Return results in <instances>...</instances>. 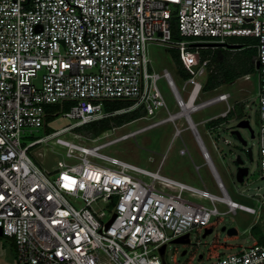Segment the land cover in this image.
Returning a JSON list of instances; mask_svg holds the SVG:
<instances>
[{"label":"built area","instance_id":"2783aa9c","mask_svg":"<svg viewBox=\"0 0 264 264\" xmlns=\"http://www.w3.org/2000/svg\"><path fill=\"white\" fill-rule=\"evenodd\" d=\"M242 37L249 42L227 41ZM152 43L177 51L188 74L185 98L166 69L150 70ZM203 45L254 50L258 169L264 177V0H0V229L12 241L15 264H166L161 246L208 228L212 217L248 212L229 198L191 117L224 102L225 111L201 121L216 130L221 119L236 115L228 92L200 100L206 78L199 73L209 62L201 57ZM160 77L172 90L176 112L167 110L156 84ZM107 100L132 104L107 113ZM64 103L70 124L20 142L25 127L49 126L45 117L56 113L46 112L47 105ZM139 106L144 115L130 122L152 121L135 130L115 135L128 122L95 137L75 132ZM163 108L167 115L153 120ZM178 118L191 130L221 196L160 174V164L150 171L101 152ZM181 131L174 124L171 141ZM65 133L89 144L66 140ZM41 143L65 148L67 160L54 172L42 171L29 155ZM199 264H264V244L252 242Z\"/></svg>","mask_w":264,"mask_h":264},{"label":"rangeland","instance_id":"374dc122","mask_svg":"<svg viewBox=\"0 0 264 264\" xmlns=\"http://www.w3.org/2000/svg\"><path fill=\"white\" fill-rule=\"evenodd\" d=\"M231 42L248 43V38H229ZM201 48H209L205 50L208 54L213 53L214 48H221L214 45H203ZM200 48V49H201ZM229 56L247 59L250 48L236 51H227L221 48ZM177 51L162 44H149L147 46V56L150 59V70L162 74L166 69L177 89L183 96L186 97V92L181 89L183 84L182 72L179 71V65L175 60ZM208 74V70H202L199 73V78L204 81ZM157 87L163 97L167 110L170 112L178 111L176 107L174 95L168 86L165 78L157 79ZM258 75L255 70L249 73V77H239L232 83L222 84L219 87L202 92L200 100H205L217 95L220 92H228L230 94L228 103L235 106V113L230 114L227 118L221 119L219 122L222 125L214 130L209 129L214 123H202V120L218 115L225 111L227 106L224 102H217L208 107L191 114L193 122L196 124L198 133L207 149L213 165L225 187L229 198L238 204L248 206L254 209L253 213L237 209L235 212H229L219 217H212L211 227L212 232L205 237L202 233L205 227L193 229L189 234L190 242L188 244H180L168 242L165 248L164 261L166 264H199L205 262L207 258V249L213 240L226 242L230 246L221 248L218 253L236 252L240 247L248 246L254 242L259 236H264V178L260 176L258 169V132H259V113H258ZM131 101V100H128ZM235 102H238L237 104ZM67 109L60 107L55 118L49 123L52 130H57L63 126L70 124L73 120L66 118L62 112ZM167 115L163 108L153 118L157 120ZM240 120H247L250 128L254 132V137L251 136L248 128H238L237 123ZM151 120L139 119L119 127L115 135L127 133L142 127ZM174 124L182 129L180 136L175 137L172 141L174 132ZM81 130V128H80ZM238 130L242 139L246 141L242 145L232 131ZM86 137L83 132L75 130ZM45 134L43 129H34L25 127L20 139L21 143L27 144L32 138L40 137ZM66 140L73 141L78 144L88 145L86 139H76L72 134L65 133L61 135ZM226 139L229 143H225ZM186 148L184 155L179 154L181 148ZM247 148H251L252 158L250 159L247 153ZM110 156L117 157L124 161L130 162L150 171H155L160 164V174L174 178L186 184H189L198 189H206L213 195L221 196L214 176L204 161L198 144L191 132L187 128L183 118H178L173 122L167 121L156 127L147 129L136 134L134 137L114 143L101 150ZM29 155L33 162L46 172H54L61 167L65 157V148L59 145L39 144L29 150ZM239 156L242 163L236 161ZM248 168V174L242 182L236 180V172L238 166ZM145 180H148L144 177ZM205 203V201H204ZM209 204V202H206ZM217 209L222 212L226 210L223 203H215ZM255 226L251 231V227ZM234 228L236 234L228 236L221 228ZM185 251V254L182 252ZM202 255V257H199ZM15 252L12 247V241L0 236V264H15Z\"/></svg>","mask_w":264,"mask_h":264},{"label":"trees","instance_id":"16d2710c","mask_svg":"<svg viewBox=\"0 0 264 264\" xmlns=\"http://www.w3.org/2000/svg\"><path fill=\"white\" fill-rule=\"evenodd\" d=\"M209 48H201L200 54L201 57L208 58V74L203 86L205 91L213 90L219 87L222 84H228L235 81L237 78L242 77L246 74L253 73L256 69L253 63L254 50L249 51L248 57L246 60L243 58L229 56L228 53L224 52L221 48H214L213 53L208 54L205 50ZM175 60L179 65V70L182 72V75L186 78L188 74L182 70L181 61L179 55H175ZM132 104V101L128 100H107L103 101L102 108L104 112L113 113L116 110L127 108ZM60 107L63 109H68L69 103H64L62 106L57 104L47 105L45 107L46 112H55L59 111ZM144 115V110L142 106L136 107L125 112L110 114L107 117H104L100 120L93 121L87 124L80 126L78 131L83 132L85 135L95 137L102 133L103 131L113 127L120 126L122 124L128 123L132 120H135ZM55 118V115H47L45 117V123L51 122ZM81 128V130H80ZM44 131L46 133L52 132L53 130L45 125ZM248 207V206H247ZM213 226L212 223L208 225V228ZM255 226L251 227V231L254 230ZM254 243L264 244V236H259ZM230 245L226 242H219L217 239L213 240L210 246L207 249V258L212 259L218 256V250L221 248H227ZM187 262L186 264H188Z\"/></svg>","mask_w":264,"mask_h":264},{"label":"water","instance_id":"95a60500","mask_svg":"<svg viewBox=\"0 0 264 264\" xmlns=\"http://www.w3.org/2000/svg\"><path fill=\"white\" fill-rule=\"evenodd\" d=\"M257 67H258V64L256 63L255 64V68H257ZM236 127H238V128H248L250 130L251 136L254 135L253 134V130L250 128V125H249V123H248L247 120H240L237 123ZM232 133L237 136V138L240 140V142L242 143V145H245L246 144V141L242 139V137H241V135H240V133H239L238 130H234V131H232ZM247 153H248L249 158L251 159L252 158V152H251V149L250 148H247ZM236 161L239 164L242 163V160L240 159L239 156L236 157ZM247 174H248V168L239 165L238 168H237V172H236V180L238 182H242L244 180V177ZM262 178H264V177H262ZM221 230L222 231H225L228 236H232V235H235L236 234V230L234 228H225V227H222ZM211 232H212V229L211 228L204 229V231L202 233V237L207 236ZM1 235H2V233H1V229H0V236ZM172 242L173 243H180V244H188L190 242V239L188 237V234H185L184 236L175 238ZM164 250H165V245L161 246V248H160V254L161 255H163ZM182 254H185V251H183ZM199 257H201V255Z\"/></svg>","mask_w":264,"mask_h":264},{"label":"bare ground","instance_id":"6f19581e","mask_svg":"<svg viewBox=\"0 0 264 264\" xmlns=\"http://www.w3.org/2000/svg\"><path fill=\"white\" fill-rule=\"evenodd\" d=\"M247 211H248L249 213H253L254 210H253L252 208H250V209H248Z\"/></svg>","mask_w":264,"mask_h":264},{"label":"clouds","instance_id":"9594fccd","mask_svg":"<svg viewBox=\"0 0 264 264\" xmlns=\"http://www.w3.org/2000/svg\"><path fill=\"white\" fill-rule=\"evenodd\" d=\"M247 207V206H246Z\"/></svg>","mask_w":264,"mask_h":264}]
</instances>
